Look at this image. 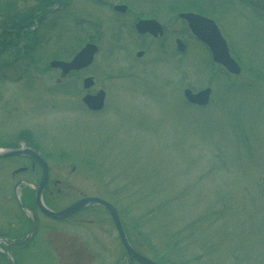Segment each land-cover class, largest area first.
Returning a JSON list of instances; mask_svg holds the SVG:
<instances>
[{"label":"rangeland","instance_id":"1","mask_svg":"<svg viewBox=\"0 0 264 264\" xmlns=\"http://www.w3.org/2000/svg\"><path fill=\"white\" fill-rule=\"evenodd\" d=\"M187 11L216 21L239 75L193 40L178 16ZM141 18L167 26V37L137 35ZM86 42L99 48L89 67L65 76L49 67ZM3 64L0 147L41 153L49 208L105 198L132 246L160 263L264 264V11L239 0H0ZM207 86L209 104L188 106L183 89ZM100 88L104 107L91 113L81 97ZM20 176L37 181L40 170L29 158L0 161V237L9 242L30 228L11 194ZM36 221L30 242L12 248L17 264H130L100 206L64 222L36 212Z\"/></svg>","mask_w":264,"mask_h":264},{"label":"water","instance_id":"2","mask_svg":"<svg viewBox=\"0 0 264 264\" xmlns=\"http://www.w3.org/2000/svg\"><path fill=\"white\" fill-rule=\"evenodd\" d=\"M181 16L187 19L188 24L191 30L193 31V33L196 34L199 39L204 41L209 46L212 52V57L214 61L223 64L225 67H227L231 71H236V72L238 71L236 65L228 56L227 48L225 46L224 40L221 38L216 26L211 20L205 17H202L200 15L192 14V13L184 14ZM94 51H95V48L89 45V46H86L83 50H81L70 62L53 61L51 62V65L60 67L63 72H66L71 68H79L85 64H88L91 61L92 54ZM87 84H88V81H85V85ZM208 92L209 90L206 89V90L198 92L197 94H192L189 90H186L185 95L191 102L198 103V104H204L207 101ZM88 97L93 100V104H94L93 107H100L101 102H102V93H99L97 96H94V97H90V96ZM16 154L31 155L37 160V162L40 164L42 168V180L37 187L36 202L39 208L43 212L53 217H67L71 215L72 213H74L75 211L83 208L85 205L89 203H100L108 209L112 217V220L118 229L121 241L125 249L127 250L129 256L131 258H134L141 264H157L149 260L148 258L140 255L130 246V244L128 243L123 233L120 220L118 218V215L115 209L109 203L105 202L104 200H101L99 198H93V197L84 198L82 200L75 202L73 205L69 206L68 208H66L65 210L61 212H52L48 210L46 207H44L43 204L41 203L40 195L44 189L46 178H47V168H46L45 163L43 162L41 158L38 157V155L34 151L27 149V148L23 150L21 149L4 150L0 152V155H16Z\"/></svg>","mask_w":264,"mask_h":264},{"label":"flooded vegetation","instance_id":"3","mask_svg":"<svg viewBox=\"0 0 264 264\" xmlns=\"http://www.w3.org/2000/svg\"><path fill=\"white\" fill-rule=\"evenodd\" d=\"M13 25H16V24L13 23ZM161 25H162V29H163V34L166 35L168 27H167V26H164V24H162V23H161ZM8 27H9V26H8ZM4 28H7V27H4ZM166 37H167V36H165V38H166ZM47 187H48V186H47ZM47 187H46V190H47Z\"/></svg>","mask_w":264,"mask_h":264},{"label":"trees","instance_id":"4","mask_svg":"<svg viewBox=\"0 0 264 264\" xmlns=\"http://www.w3.org/2000/svg\"><path fill=\"white\" fill-rule=\"evenodd\" d=\"M167 262H169L168 260H166ZM175 264V263H174Z\"/></svg>","mask_w":264,"mask_h":264}]
</instances>
